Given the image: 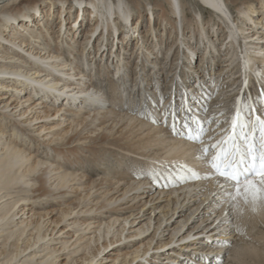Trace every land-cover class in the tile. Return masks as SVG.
Segmentation results:
<instances>
[{"label": "bare ground", "instance_id": "6f19581e", "mask_svg": "<svg viewBox=\"0 0 264 264\" xmlns=\"http://www.w3.org/2000/svg\"><path fill=\"white\" fill-rule=\"evenodd\" d=\"M193 2L217 23L203 9L191 17L186 0H0V264H99L111 252V264H234L246 254L264 205L242 204L234 226L217 228L222 179L196 157L223 138L238 98L253 123L264 119V0ZM143 5L144 35L133 22ZM189 112L212 121L203 144L176 134ZM43 205L55 208L35 211Z\"/></svg>", "mask_w": 264, "mask_h": 264}, {"label": "snow or ice", "instance_id": "6c2138e0", "mask_svg": "<svg viewBox=\"0 0 264 264\" xmlns=\"http://www.w3.org/2000/svg\"><path fill=\"white\" fill-rule=\"evenodd\" d=\"M244 67L247 68L246 62ZM133 114H139L141 118H145L143 111L133 112ZM219 115L224 116L225 113ZM164 116L167 119V112ZM151 122L155 123L154 117L151 118ZM211 123L212 121H200L198 117L189 116L183 123L182 132L176 134L190 142L203 144L204 137L207 135L206 124ZM220 123L225 121L217 123V127ZM226 123L229 124V129L223 130V138L211 144L209 148L198 149L196 157L209 168L211 176L222 178V181L217 184V187L221 189L218 193L221 196L218 201V210L225 209V211L224 219L216 224L217 228L234 226L236 217L243 214L242 204H251L253 210L257 205H264V151H261L264 145L257 147L254 135L259 130L261 138L264 139V119L257 115L253 123V110L246 111L242 98H238L234 114ZM172 128L175 132V118H173ZM182 167L194 178H199L195 169L188 168L186 165ZM146 173L149 176L156 175L151 168L147 169ZM144 175V171L136 173L137 178H143ZM257 175L261 177L258 183L253 179ZM211 176L205 178H211ZM233 230L240 231L238 227H234Z\"/></svg>", "mask_w": 264, "mask_h": 264}, {"label": "rangeland", "instance_id": "374dc122", "mask_svg": "<svg viewBox=\"0 0 264 264\" xmlns=\"http://www.w3.org/2000/svg\"><path fill=\"white\" fill-rule=\"evenodd\" d=\"M233 1V0H232ZM249 2V3H251V4H253L252 6L253 7H258V1L259 0H235V4L237 5V6H239L240 5V3L241 2ZM72 2H73V0H68V3H69V5L70 4H72ZM150 2L151 3H153V2H161V0H150ZM240 2V3H239ZM186 3H187V7H188V10H189V15L191 16H193V13H194V11H197V10H199V11H202V6H200L199 4H195V2H193V0H186ZM148 8H150V6H148V7H146V9H148ZM231 8V12H232V15H233V17H237L236 16V13H235V11H234V8L233 7H230ZM145 9V6L143 5V7H140V11H141V15H139V18H138V13L136 12V11H134V16H133V22H135V20L136 21H143V23L140 25L139 24V22H135V24H134V27H135V29L136 30H134V31H137L138 30V28H139V26L141 27V32H143V35L146 33V29L148 28V27H146V22H147V17L149 16L148 15V10H146ZM46 10V9H45ZM204 10V9H203ZM203 13H205V15H204V19L205 20H207L209 17H210V15H211V17L214 19V23H217V19L214 17V15L211 13V12H209L208 10L207 11H202ZM57 11L55 10V13H54V16H53V19H51V20H49V22H51V30L53 31V32H55L56 31V27H57ZM157 13H158V11H157ZM191 16V17H192ZM68 17H70V18H68V20H67V25H68V27H72V29L76 26V23H75V21L73 20L74 19V17L73 16H71V13H70V15L68 16ZM86 17V16H85ZM51 18V17H50ZM138 18V19H137ZM159 22V21H158ZM157 22V23H158ZM85 26H87L88 27V22L87 23H85L84 24V27ZM148 26V25H147ZM156 26V25H155ZM158 26V25H157ZM160 28H159V31H158V29H157V33H159L160 34V32H161V26H159ZM158 28V27H157ZM132 29L131 28H128V31L130 32ZM190 31L191 30H187V37L189 38L191 35H190ZM102 33V32H101ZM99 36H100V32H99V34H98ZM137 33L135 32V34H134V38L135 39H139V36L137 35ZM218 35H221V33H219ZM220 37V36H219ZM133 40L134 39H130V42L129 43H127V47H128V49H130V47H131V43H133ZM213 40H214V37H213ZM92 41V40H91ZM68 42V41H67ZM96 42V41H95ZM95 42H94V46H95ZM193 42V41H192ZM92 43H93V41H92ZM99 43H100V41L99 42H97L96 44L97 45H99ZM139 44H140V40H139ZM198 47V46H197ZM200 47V46H199ZM109 49H111V46L109 45ZM113 51V49L112 50H110V51H106V53H107V57H109V55H110V53ZM203 51V48H200V51H199V53H195V55L197 56V57H194L193 59L195 60V67L197 68V66H198V63H199V60H200V57H201V55L203 54V53H201ZM96 53V51H93V55H91V58H92V56L94 57V54ZM201 53V54H200ZM117 56H118V54H117ZM116 56V57H117ZM75 57H77V59H79L78 58V56H75ZM88 57V60L90 59V56L88 55L87 56ZM96 57V56H95ZM113 57H115V55L113 54ZM127 57V56H126ZM131 57V56H130ZM84 59V58H83ZM117 59H118V57H117ZM132 60H131V62L134 60V57L132 56V58H131ZM88 60H87V62H88ZM99 60H100V58H99ZM220 60V59H219ZM94 58H93V60H92V63H94ZM222 60H220L219 61V63L221 62ZM101 65H102V62H100V61H95V67H99V70L101 69ZM93 66H94V64H93ZM220 69V68H219ZM219 69H217V70H219ZM235 77H231V78H228V79H230V81H231V79H234ZM240 80V79H239ZM192 82V81H191ZM235 87H236V85H235ZM103 88L105 89V87H104V85H103ZM233 88H234V86H233ZM179 98H180V96H179ZM215 102H214V100H212L211 101V103H210V105H213ZM225 104H227V105H229V103H225ZM189 105H191V106H194L193 104H190L189 103ZM188 105V106H189ZM200 114H202L201 112H199ZM199 113H197V114H199ZM167 116H168V118H169V115L167 114ZM192 116V115H191ZM167 122H168V119H167ZM181 128V126H178L177 127V130H181L180 129ZM42 151V149L41 148H39V152H41ZM47 205V204H46ZM46 205H43V207L41 208V209H38L37 208V210H35V211H37V212H40L42 209H47L48 208V210H51L52 208H55V205H50V206H46ZM250 205V207L252 208V205L251 204H249ZM57 208V207H56ZM258 226V225H257ZM259 228V229H258ZM255 227V229H257V230H254V232L253 233H256V235H254V237H252V238H250V240H248L249 242H246V241H241V242H243V243H246V244H243V248L247 251L246 252V254L240 259V261L239 262H234V264H264V241L262 242V241H260V240H258V239H260V238H263L262 236H261V233L263 234L264 233V226L262 225V224H259V227ZM260 231V233H259V231ZM258 231V232H257ZM258 240V241H257ZM252 249H254V251H257V252H254V251H251ZM259 252V253H258ZM110 254H113L112 252L111 253H109L108 255H104V257L105 258H107V261H102V262H100L99 264H111V261H109L112 257H114L115 255H110ZM100 257H102V256H100ZM64 262V261H63ZM115 264H117V262H115Z\"/></svg>", "mask_w": 264, "mask_h": 264}]
</instances>
